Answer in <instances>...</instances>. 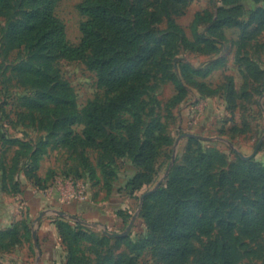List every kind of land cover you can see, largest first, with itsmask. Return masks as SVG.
I'll return each mask as SVG.
<instances>
[{"label": "rangeland", "instance_id": "1", "mask_svg": "<svg viewBox=\"0 0 264 264\" xmlns=\"http://www.w3.org/2000/svg\"><path fill=\"white\" fill-rule=\"evenodd\" d=\"M82 1L56 0L54 4L53 13L73 46L80 41L79 27L84 21L78 11ZM134 1L141 3L150 29L161 36L172 20L188 40L193 38L191 26L195 16L204 12L214 14L222 6V0ZM240 4L246 9L255 7L250 1ZM23 12L22 8L0 16V234L15 229L14 237H0V264H47L46 260L40 262L44 249V239L39 235L40 214L48 207L43 198L57 194L69 205L87 193L98 196L99 192L103 198L114 193L117 223L107 232L127 234L113 238L96 233L110 241L104 246H83V254L78 255L82 259L80 264H128V257L134 264H208L213 258L216 264H264V193L258 180L260 174L243 177L236 170L237 161H242L264 175V26L251 27L243 33L238 29L225 30L211 54L165 48L142 69V82L121 92H107L99 87L97 76L89 68L93 51L82 60L66 61L53 59L43 37L22 46L11 40L9 36L23 19ZM198 32L204 35L206 27L198 26ZM44 56L52 60L38 61ZM248 60L254 63L247 64ZM25 63L44 68L49 64L47 72L52 84L64 86L78 110L89 112L98 108L100 114L102 109L112 106L121 115L124 105H119L129 100L130 94L144 100L143 124L159 119L164 139L145 179L134 182L132 187L136 191L130 192L128 183L139 169L129 159L103 155L102 139L91 146L82 145L78 140L82 124L72 126L70 132L62 131L47 112V106L35 105L37 91L18 71ZM183 66L198 73L191 75L194 83L183 79ZM176 81L185 92L181 101L169 108ZM104 123L107 134H116V119L108 117ZM189 139L198 140L205 151L216 150L224 155L226 166L217 164L212 171L213 181L203 188V204L187 224V253L182 257L170 254L162 231L168 225L162 221L156 245L140 255H129L115 240L145 237L149 233L150 227L140 216L144 201L140 199L157 184L160 183L158 189L165 186L173 166L193 163L196 146L190 145ZM34 151L37 159L33 157ZM230 172L238 177L237 181L230 186H217L219 177ZM79 192L83 194L75 198ZM191 206L185 213H189ZM201 218L208 221V227L206 222L198 224ZM58 219L75 223L67 218ZM182 223L180 220L177 225L181 227ZM47 248L50 250L45 252V258L51 253L52 264H66L65 247Z\"/></svg>", "mask_w": 264, "mask_h": 264}, {"label": "trees", "instance_id": "2", "mask_svg": "<svg viewBox=\"0 0 264 264\" xmlns=\"http://www.w3.org/2000/svg\"><path fill=\"white\" fill-rule=\"evenodd\" d=\"M55 1L0 0V16H8L24 9L23 19L14 26L9 38L22 46L29 42L36 43L39 37H43L47 41L49 54H53V59L79 61L93 51L89 68L97 76L99 87L107 92H121L142 82V69L153 62L157 54L165 48H182L211 54L216 51L217 41L223 37L225 30L238 29L243 33L251 27L264 26V0H222V6L217 8L214 14L204 12L195 16L191 26L192 40H188L172 20L168 22L161 36L154 28L150 29L139 1L133 3V0H83L78 6V11L84 18L79 27L80 41L78 45L73 46L66 40L64 28L53 13ZM242 1H250L255 7L246 9L240 4ZM200 25L206 27L204 35L198 32ZM42 60L47 62L52 60V57L38 58V61ZM246 63L252 65L254 62L248 60ZM49 68V64L44 68L35 63H25L18 69L23 80L37 91L35 105L47 106V112L57 120L62 131L70 132L72 126L82 124L78 138L82 145L91 146L102 139L100 147L103 155L129 159L131 165L139 169L128 183L130 192L136 191L137 188L132 187L134 182L137 184L140 183L138 180L145 179L149 168L157 160L160 142L164 139L162 122L153 118L144 125V100L131 94L128 96L129 100H125V103L123 100L119 105H124L121 115L115 112L112 106L108 110L102 109L100 114L98 108L89 112L78 110L64 86L52 84L47 72ZM194 74L198 73L190 70L188 66L182 67V77L187 83H194L191 76ZM173 85L175 94L167 104L169 108L180 102L185 92L178 81ZM108 117L111 120L116 119L119 123L114 129H117L114 135L106 132L104 120ZM189 144L196 146L193 163L187 166H173L165 186L144 198L140 216L150 227L149 233L145 237L115 240L117 245H123L127 249L129 255H140L156 245L162 221H166L168 225L167 229L162 231L165 233V245L171 249L170 254L182 257L187 253L184 241L189 235L187 224L194 218L197 208L203 204V188L213 181L212 171L217 164L226 166L224 155L216 150L205 151L195 139H189ZM33 157L37 159V151L33 152ZM230 169L232 170L233 166ZM236 170L239 176L243 177L260 174L258 180L262 183L264 193V175L257 168L248 166L247 162L237 161ZM237 179L231 172L223 174L219 177L217 186H230ZM138 187L140 189L142 186ZM191 204L189 213H185ZM118 215L121 217L122 213L118 212ZM180 220H183L181 227L177 225ZM203 222H206V227L209 226L204 218H201L198 224ZM55 224L62 244L67 249L66 264L82 262L78 255L83 254V246H104L110 241L105 236H99L65 219H57ZM7 236L14 237L15 229L0 234L1 238ZM127 259L128 264H134L130 257ZM208 264H216L214 258L209 259Z\"/></svg>", "mask_w": 264, "mask_h": 264}, {"label": "crops", "instance_id": "3", "mask_svg": "<svg viewBox=\"0 0 264 264\" xmlns=\"http://www.w3.org/2000/svg\"><path fill=\"white\" fill-rule=\"evenodd\" d=\"M100 194V195H99ZM114 193L109 198H103L102 193H98V196L94 194L90 196L88 193L78 198L72 204H64L61 198L56 194L53 198L48 196L43 198L44 203L48 202V207H44L40 214L41 224L39 235L44 239V246L42 253H40V262L46 260L47 264L53 262L48 258H45V252L50 249L48 245L53 246L57 249H63L64 246L58 234L56 224L54 221L58 218H67L75 221L76 224L87 228L89 231L94 233L107 232V228L117 223L116 214L113 213L114 207ZM49 227V228H48ZM52 227V228H51ZM49 229L50 231H48ZM53 260V259H52Z\"/></svg>", "mask_w": 264, "mask_h": 264}, {"label": "water", "instance_id": "4", "mask_svg": "<svg viewBox=\"0 0 264 264\" xmlns=\"http://www.w3.org/2000/svg\"><path fill=\"white\" fill-rule=\"evenodd\" d=\"M159 186H160V183L157 184V185L155 186V188H154L152 191L145 193V194L141 197L140 201L142 202V201L144 200L145 197H147V196L153 194V193L158 189ZM70 219H72V218H70ZM130 227H131V224H130L129 227L127 228L128 231H129ZM103 233H104L106 236L113 237V238L124 237V235L127 234V232H126V233L121 234V235H117V234L115 235V234H110V233H108V232H106V231H104Z\"/></svg>", "mask_w": 264, "mask_h": 264}, {"label": "built area", "instance_id": "5", "mask_svg": "<svg viewBox=\"0 0 264 264\" xmlns=\"http://www.w3.org/2000/svg\"><path fill=\"white\" fill-rule=\"evenodd\" d=\"M83 193L82 192H79L75 195V193L73 195H75V198H78V196H81Z\"/></svg>", "mask_w": 264, "mask_h": 264}]
</instances>
